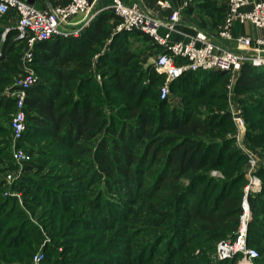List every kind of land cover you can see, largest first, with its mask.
I'll return each mask as SVG.
<instances>
[{
  "label": "trees",
  "instance_id": "16d2710c",
  "mask_svg": "<svg viewBox=\"0 0 264 264\" xmlns=\"http://www.w3.org/2000/svg\"><path fill=\"white\" fill-rule=\"evenodd\" d=\"M171 1L178 3L183 0ZM199 4L197 10L201 15V22H204L203 27L209 17L215 16V10L222 11V8H212L217 4L216 0H202ZM228 5L227 3L223 18L215 25L216 30L225 19ZM0 18L8 20L6 24L4 23L3 34L7 26H15L18 15L15 10H11L7 15H0ZM114 19L117 25L122 21L121 17L112 9L105 10L80 39L57 36L35 44L33 65L36 72L37 69L44 73L51 71L55 81L48 86L45 85V82L40 81L28 90L25 99L27 130L24 137L19 140L18 148L29 152L27 147L35 148L37 138H46L44 145L47 147L43 146L41 153L51 160H56V156L57 158H69L65 152L58 153L62 149L74 152V157L68 162L71 167L75 166L74 161H84L87 155H93L94 159L90 157V161H98L99 165L92 166L89 172L95 173V170H98L95 173L97 180L94 184L96 182L103 183L102 187L98 188V192L94 194H96V198L102 196L104 205L107 204L108 194L115 197L125 187L129 192L132 182L138 179L139 190L146 189V192L151 193L148 195L149 197L131 194L134 197L132 200L123 203L110 202L114 209L118 210L115 207L117 205L125 213L124 215L118 210L119 216L115 220L123 222V226H127L126 229L131 226L127 225V222L134 225L131 227H136L132 232L133 236H140L141 228L144 226L160 230L157 232L163 233L166 231L163 228V223L171 222L174 219L173 228L170 227V230L174 231L172 233L176 238L174 242L178 240L179 248L186 240L185 238H190L189 241L206 237L214 241L233 238L242 214L244 187L249 182L246 165L236 169L227 179L228 184L234 186L243 183V187L238 193L221 189L219 195L212 199L213 193H211L210 187L207 188L205 185V191L200 196L196 193L190 198V191L198 192L202 181H197L195 187L192 186L190 189L183 187L181 183L186 172L193 168L194 162L191 161H197L196 158L199 155H201L200 161L202 162L200 164L203 168L220 167L212 165L207 160V153L214 146L221 147V145L216 143L214 146L209 144L204 146L205 140H203L213 141L212 138L217 134L219 125L215 121L206 122L197 115L193 116L187 107L180 109L179 113L174 112L170 115L153 114L142 106V101L146 99L148 92L144 95L141 91L139 97H136L131 104L122 106L116 113L111 111L109 107L111 96L124 92L123 87L126 86L127 78V85H132L137 78L139 81L149 79L150 88H153L151 80L158 83L165 79L164 76L156 73L154 62L150 63L151 74L149 76L145 71L137 73L133 62L138 54L128 49L121 50L118 45H122L127 36L135 35L152 42L150 54L154 52L155 57L167 52L152 37L138 30L116 33L117 38L105 51V40L114 29ZM7 34L8 45L0 57V88L12 83L10 85L12 90H16L15 82L24 74V70L18 65L17 54L12 55L14 51L12 46L22 44L26 48L28 44L26 39L17 38L16 29H11ZM85 36L87 42L81 45ZM0 42L2 43V35H0ZM72 49L74 52L68 53ZM95 57L102 59L94 60ZM103 59L110 61V69L105 68ZM95 61H97V70L102 73V76L104 75L101 85L95 77ZM57 67L58 69H56ZM220 73L210 70L188 71L173 83L176 87L183 89V85L186 84H195V87L202 86L201 84L204 86L209 78L217 80L216 83L220 80L225 81L231 75L227 72L224 75H219ZM238 73L239 79L245 83L249 82L247 85L249 90L255 89V86L262 84V80H264V71L258 70L248 62ZM105 74H109V76ZM155 95L160 102L166 101L161 98L160 89ZM200 96L196 98L198 101L210 99L206 94ZM10 98L7 99L0 94V110H2L0 112V264H24L25 259H30L33 248V245L27 242L30 239H34L36 243L42 241L44 237L41 232L42 228L32 222L31 210L35 217L38 216L55 241V244H51L50 247L54 248H51L49 253L53 256L57 254L54 260H58L61 256L62 259H59L57 264H98L99 262L101 264H121L123 256L120 254L122 252L119 251L120 247H117L118 241L115 242L116 234L124 231L129 236L131 233L128 230L120 231L119 229L114 235V231H109L111 227L106 228V225H110L109 219L114 221V218L103 210L104 214L100 215L95 213V208L86 212H83L84 209L80 210L88 200L78 197L76 191L72 187H67V184L59 176L51 179L53 188L49 189L48 185L43 182V176L41 177L42 173L46 171V167H40L33 157L22 165L23 176L13 186L14 191L29 192L23 197L24 205L18 197L4 195L6 186L2 174L17 166L13 158V151L17 147L15 146L14 149L13 146L11 147L12 141L14 142L11 129L13 116L9 117L12 112H16L17 104L14 97ZM254 106H257L258 114L264 113L262 105L255 103ZM5 116L10 121L9 124L6 123L3 126ZM30 130L31 133H29ZM32 142L35 143L32 144ZM34 150L32 149V153H36ZM2 151L5 155L1 153ZM188 163H191L192 166ZM84 164L78 166L82 167ZM87 167L88 165H86ZM261 170L259 169L256 174L262 180V189L249 196L253 211V220L249 230V245L259 251V257L255 259L257 263L264 260V244L259 242V240H264V223L256 216L264 215V180ZM145 178L150 180L147 187H145ZM213 178L207 175H197L193 179L208 180L207 182H209ZM134 185L137 184L134 183ZM44 194L49 198L41 199ZM137 198L144 201L143 206L141 204L140 207L135 208ZM39 203H41L40 207ZM96 206L102 209V206H98V204ZM106 207L103 206L104 209ZM40 208H44V210L40 211ZM169 211L175 213H168ZM126 214L128 216L123 219ZM86 222H90L92 225H83ZM97 228L103 229L106 234H111V236L103 235L99 241L105 247V251H102L103 254L105 252L104 256L101 259L87 260L86 255H89L92 249L89 252L76 250L71 241L75 238L78 229L95 230ZM189 230L191 233H188ZM157 232H154L151 238L158 236ZM83 238L88 241V246L94 242V239L90 238V233H87V236ZM149 241L143 240L141 244L145 245ZM126 243L133 247L136 246L130 236L127 237ZM60 244H63L66 249L59 251ZM260 244L259 249L256 246ZM127 246L130 248V245ZM145 248L141 252L138 251L137 256L130 258L127 263L144 264L145 253L142 252L145 251ZM132 251L129 249L128 253ZM118 252L120 256L116 254ZM83 259V263H80ZM233 260V264H235L237 258ZM216 262L221 264L223 261Z\"/></svg>",
  "mask_w": 264,
  "mask_h": 264
},
{
  "label": "rangeland",
  "instance_id": "374dc122",
  "mask_svg": "<svg viewBox=\"0 0 264 264\" xmlns=\"http://www.w3.org/2000/svg\"><path fill=\"white\" fill-rule=\"evenodd\" d=\"M193 2L196 3V0H192ZM216 5L212 6L213 9L215 8H222V11L215 10L214 17H209L207 19V23H205V27H203L204 22H201L202 19L201 15H198V20L197 21H191L192 23L190 24L191 27H187L188 29H202V30H207L211 32V34H216V23L221 20L225 14L227 3L229 4L228 0H216ZM226 6L224 7V5ZM98 8V7H97ZM96 6L92 12L91 20L90 23L81 30L80 35L78 37H72V38H77L80 39L82 35L88 31L90 26L99 18L98 15H100L102 12L105 10L109 9H104V11L97 12L95 9H97ZM98 10V9H97ZM185 14V15H184ZM187 13H183L181 23L185 22L186 19L188 18ZM216 18V19H215ZM0 35H2V43L0 42V49L3 52L4 48L8 45L7 43V38L8 34L6 37L3 39V34H2V29L4 27V23L6 24L8 20L5 18H0ZM114 26L111 34L106 38L105 40V47L104 50L106 51L109 46L113 44L115 39L117 38L116 33L117 31V22L114 19ZM130 32V31H128ZM86 38V39H84ZM83 38V41H81V45H84L87 42V37L85 36ZM70 39V38H69ZM152 42L151 41H146L145 39L143 40L142 38L132 35V36H127L125 42L122 45H118L121 50L123 49H128L129 51L135 52L138 54V57L134 60V66L135 69H137V73H142L146 72L147 76H149L151 73L150 71V63L153 62L156 54L154 52H151L150 54V48H151ZM13 51V56L17 54L18 57V65L21 67V69H26V70H32L34 73L38 76L39 78V83L40 81L45 82V85H49L54 79V75H52L50 72H43L39 69L34 68V53L32 55V59L28 60L27 59V53L29 51V47L23 46L22 44L14 45L12 46ZM74 50H69L68 53H72ZM154 54V55H153ZM97 57V56H96ZM94 58L95 59H102V58ZM105 68L111 67L110 61L107 59H103ZM95 64L97 61L94 62ZM258 70L264 71V64L261 66H255ZM58 69V67L56 68ZM97 64L95 68V77L97 81L100 83V85L103 83V76L102 73L97 70ZM106 70V69H105ZM94 73V70H93ZM109 76V74H105ZM219 75H224V72H221ZM38 76V77H39ZM101 76V77H100ZM19 77V76H18ZM214 78H209V80L206 82V84L203 86H197L195 87V84L189 85H183V89H180V87H176L175 84L172 82H169V93L167 94L166 97H162V99H166L165 102H160L159 98L155 93L160 89L161 92V87L167 83L166 79L160 80L158 83L154 82L151 80V83L153 84V88H150V84L148 83V80H140L139 78L135 79L133 81V84H128V78L125 80L126 86L123 87L124 92L120 94H112L111 96V103L109 105L110 109L112 112L116 113L122 106L124 105H129L131 104L136 97H139L140 91L141 93L143 92L144 95L148 92L147 97L144 101H142V106L146 107L151 113H156V114H172V113H179L181 110L180 109H185L187 107L189 109V113L194 115L199 116L201 119L205 120L206 122H216L217 125V134L213 136L212 140L209 141L208 139H203L205 140V145L207 146L208 144L210 146L216 145V143L220 144L221 147L214 146L213 149H210L207 153V160L212 163V165L220 166L219 168H211V167H206L203 168L202 165L200 164V159L201 155H199L196 160L197 161H191L194 162L193 166L191 163L190 164L193 168H190L183 177L181 183L183 184V187H195L197 184V181H202V186L198 192H195L193 190L190 191V198L197 193L198 196H200L204 191V186L210 187L212 195V199L215 198V196L219 195L220 190H225V191H232V193H238L242 187L243 183L239 185H231L228 184L227 179L230 178L233 174V172L236 171V169H239V167L246 165L247 168V176L248 179L250 178L249 176V169L251 168L250 164L253 159V161H257L256 167L257 171L259 169H262V174H263V180H264V134L262 132L264 131V113L258 114L257 112V106H254L255 103L262 105L261 107H264V80H262V84H257L255 89L249 90L247 85L248 83H245L243 80L239 79V73H235V75H230L228 76L227 80H220L218 83L216 81L212 80ZM210 80H212L210 82ZM17 81V80H16ZM214 81V82H213ZM12 83L6 84L4 87L0 88V94L1 96L4 95L7 97V99H11L10 97H14V90H12L11 86ZM259 85V86H258ZM137 88V89H136ZM136 89V90H135ZM208 95L210 99L207 100H202L198 101L196 98L200 95ZM131 97V98H129ZM201 97V96H200ZM15 98V97H14ZM130 99V100H129ZM254 103V104H253ZM2 110H0L1 112ZM14 112L10 114L9 117H12ZM240 115L241 118H243L245 127L240 128L235 120V116ZM9 118L7 119V116L4 117L3 119V126L6 125V123L9 124ZM12 129V127H11ZM13 132V130H12ZM31 133V130L30 132ZM14 136V133H13ZM28 136V134H27ZM46 138L39 137L36 139V144L35 148H28V151H25L27 155H29L28 160L24 161H18L14 158V151H13V158L15 160V165L16 168H12L7 170L4 174H2L3 178H5V186H6V191L4 192V195H13L19 198V200L23 203V197L25 194L29 192H25L23 190H13V186L17 184V182L22 178L23 176V164L26 161H29L32 159V157L35 159L36 163L40 167H46V171L42 173L41 177L43 178V182L48 185V188L50 189L51 187L53 188V182L51 179H54L55 176H59L61 180L64 181V183L67 184V187H72L76 191V195L81 198H86L88 202L84 204V206L81 209H84L83 212L88 211L91 208H95V213L97 214H108L110 217L114 218V221L109 219V224L106 225V228H110L109 231H120L123 230H128L129 236L132 238V242L135 247H133L131 244H127V236L126 233L123 231L121 233H117L115 242L118 241L117 247H120L119 251H122L120 254L123 256L122 257V263L121 264H136L135 262H130L127 263V261L130 258H135L137 256L138 251L141 252L143 248H145V251L142 253H145V262L144 264H220V262L216 261H223L221 264H233V259L237 258L235 261V264H240L242 255H235L233 257H224L221 258V255L219 253V244L222 240H227V239H232L226 238V239H220V240H210L209 237L206 238H197L193 241H189L188 239L190 238H185L186 240L184 243H182L181 248L178 247V240L174 242L175 236L172 234L174 231L170 230V227L173 228V222L174 219L171 222L165 221L163 223V228H165V232H157L160 230H155L154 228H148L147 226H144V228H141L142 230L140 231V236H133L132 232H134V229L136 227H131L134 226L130 222H127V225H131L129 229H126L127 226H123V222L115 220L116 217H118V210L125 215L124 212L118 207L117 205L115 206L118 210L114 209L111 205L110 202L113 201L115 203H123L128 200H132L134 197L132 196L133 194L137 195H145L149 197L148 195H151L150 192H146V189L139 190L138 183L139 180H132V187L129 189V192L126 190V187L121 189L118 192V195L115 197H111L108 194V201L107 204L104 205V201L102 196L96 198V192H98V188L102 187L101 184L103 182H94L97 180L96 177V171L95 173L89 172L92 166H98L99 162L98 161H90L91 159H94L93 155H87L86 158H84V161H74L75 166L71 167L69 166L68 162L74 157V152H71L66 149H62L58 151V153L65 152L67 153L69 158H63V157H58L56 156V160H51L49 157L45 156L42 154V147L44 145ZM14 142L12 141L11 147L16 146L19 141L15 140V137L13 138ZM21 140V139H20ZM35 143V142H34ZM32 142V144H34ZM25 145V143H23ZM86 148L89 146H85ZM84 147V148H85ZM206 148V147H205ZM16 149V148H15ZM14 149V150H15ZM32 149H35L34 151L36 153H32ZM51 149V148H49ZM3 155L4 152H1ZM5 157V156H1ZM49 160V161H48ZM85 163L84 166L80 167L78 165ZM86 165L88 167L86 168ZM256 171V172H257ZM197 175H207L210 177H214L213 180H196L193 179ZM257 175V174H256ZM259 177V176H258ZM260 178V177H259ZM146 179V178H145ZM261 180V179H260ZM150 182L149 179L145 180V187H147V184ZM262 182V180H261ZM136 183L137 185H134ZM207 183V184H206ZM220 184V185H219ZM222 184V187H221ZM64 185V184H63ZM66 187V188H67ZM246 187V185H245ZM244 187V190H245ZM51 188V189H52ZM124 191H127L126 193ZM261 191V190H260ZM33 192V190H32ZM31 193V192H30ZM258 193V192H257ZM132 194V195H131ZM163 194V193H162ZM95 195V196H94ZM136 195V196H137ZM49 196H46L45 194L41 196V199H48ZM42 200V201H43ZM262 200V199H261ZM260 200V201H261ZM143 201L142 199H136L135 200V208L140 207L142 204L143 206ZM21 203V204H22ZM102 206V209L96 206ZM24 205V203H23ZM38 206H41V203L38 204ZM103 206H107L105 209ZM40 211H43L44 208H40ZM103 210V212H102ZM106 210V211H105ZM30 213L33 216L32 222L34 224H37L41 229V232L43 233L44 237L40 243H36L34 239H30L27 243H30V245H33L32 251H31V256L32 260H27L25 259L24 264H57L59 259H62L61 256L59 257L58 260H54L55 256L53 254L49 253V250H52L50 247L51 244H55L54 239L52 238L51 235L47 232V229L45 226L42 224V222L39 220L38 216H34V212L31 210ZM41 213V212H40ZM39 213V214H40ZM168 213H175L169 211ZM173 215V214H172ZM128 216L123 218L125 219ZM258 219L264 223V215H256ZM171 217V216H170ZM91 220H95L94 218H89ZM253 220V211L251 215V219L248 225V229L250 230V225ZM32 224V225H34ZM83 225H92L90 222H86ZM94 225V224H93ZM146 227V228H145ZM239 227V226H238ZM105 228V229H106ZM81 229V228H80ZM78 229L77 232L75 233L76 236L75 238L71 241L74 243V247L76 250L79 251H86L89 252L90 249L91 252L89 255H86L87 260H94V259H101L104 254L103 250L105 247L99 243L100 239L102 238L103 235H110L111 234H106L103 229H95V230H80ZM144 229V231H143ZM238 228L235 231V234L237 232ZM86 231L88 234L90 233V238L94 239V242L91 243L90 246H88V241H86L83 237L87 236V233L83 232ZM96 231V232H94ZM136 232V231H135ZM154 232L159 233L158 236L151 238ZM161 233V234H160ZM166 233V234H165ZM188 233H191V230H189ZM232 235V234H231ZM145 236V237H144ZM114 237V236H113ZM163 237H166L163 239ZM119 238V239H118ZM96 239V240H95ZM152 239V240H150ZM163 239V240H162ZM149 241L145 245L141 244L142 241ZM60 242V241H59ZM98 242V243H97ZM186 242V243H185ZM261 244H264V240H259ZM260 245H257L260 249ZM59 246V251H62L66 249V247L63 244H60ZM130 245V248L127 246ZM150 245V246H149ZM149 246V248H148ZM95 247V248H92ZM253 247V246H252ZM49 248V249H48ZM255 248V247H254ZM48 249V250H47ZM129 249L133 250L132 252H129ZM256 249V248H255ZM71 251V250H70ZM94 251H97L94 253ZM105 251V250H104ZM258 251V249H257ZM117 252V251H116ZM259 253V251H258ZM68 254V253H67ZM66 254V255H67ZM120 256L119 252L116 253ZM128 254V255H127ZM33 255V256H32ZM39 255V258L37 259V256ZM93 255V256H92ZM127 255V256H124ZM117 256V255H115ZM64 257V256H62ZM259 257V256H258ZM257 257V258H258ZM256 258V259H257ZM127 259V260H126ZM86 260V261H87ZM263 260V259H262ZM259 263L254 262V264H264V260ZM84 259L80 261V263H83ZM124 261V262H123ZM87 264V263H86ZM91 264V263H90ZM98 264H101L100 262Z\"/></svg>",
  "mask_w": 264,
  "mask_h": 264
},
{
  "label": "built area",
  "instance_id": "2783aa9c",
  "mask_svg": "<svg viewBox=\"0 0 264 264\" xmlns=\"http://www.w3.org/2000/svg\"><path fill=\"white\" fill-rule=\"evenodd\" d=\"M163 7H171L169 1L158 0ZM194 5L192 0H184L180 8L172 11L166 19H161L144 11L137 3L128 5L123 0H112L111 9L122 19L117 26V31L138 30L162 46L167 52L162 53L154 60L155 71L165 77L167 83L161 87V96L169 93V82L175 81L185 72L197 70H210L227 72L231 75L238 73L245 63L253 66L264 64V0H229L225 19L218 26V37L223 40L233 41L236 46L230 47L221 44L217 37L209 36L199 31L196 35H190L187 42L174 41L173 35L185 34L179 30L182 9ZM95 1L70 0L65 5L54 8H36L22 0H0V15H7L15 10L18 20L15 26H7L3 39L11 29H16L18 39H26L29 51L27 59L31 60L34 46L38 42L53 39L57 36L63 38L78 37L91 20ZM77 15L83 18L78 22L73 21ZM91 15V16H89ZM251 24L261 34L253 37L246 33H237L236 24ZM72 28V25H78ZM162 30L165 32L163 33ZM3 52L0 49V57ZM39 83V77L32 70L24 69V74L15 82L14 90L17 110L11 120V127L16 141L22 139L27 130V113L25 99L28 90ZM240 128L245 127L243 118L235 116ZM14 158L18 161L29 159V155L21 149L14 150ZM257 161H251L249 169V182L244 190L242 200V214L239 227L232 239L222 240L219 244L221 258L242 255L240 264H254L259 256L257 249L249 245L248 225L252 215L249 200L251 193H257L262 189V182L256 175ZM39 255L37 256V259ZM38 264V263H36Z\"/></svg>",
  "mask_w": 264,
  "mask_h": 264
},
{
  "label": "crops",
  "instance_id": "0c3cea01",
  "mask_svg": "<svg viewBox=\"0 0 264 264\" xmlns=\"http://www.w3.org/2000/svg\"><path fill=\"white\" fill-rule=\"evenodd\" d=\"M22 1L34 6L36 8H39V9L54 8L56 6L65 5L69 2V0H22ZM91 1H95V6H96V8L98 7L97 8L98 10L95 9L97 12V15H98V12L104 11V9H111L110 7L112 4V0H91ZM123 1L128 5H132V4L137 3L147 13L153 14L154 16L159 17L161 19H166L170 16V14L172 13V11L174 9L180 8L182 6L184 0L182 2H178V3H174L171 0H161V1H169L171 3V7H169V8L163 7L162 5H160L158 0H123ZM201 1L202 0H197V2L196 3L194 2V5H192L191 7L182 9L181 19H182L183 13H187L189 16L184 23L183 22L181 23V20H180L179 25H178L179 30L182 31L185 34V36L182 34H176L175 33L173 35L174 41L184 40V38H185L184 41L187 42L190 35H196L197 32L202 31L209 36L217 37L218 41L221 44H224V45H227L230 47H235L236 44L233 41L223 40L220 37H218V32H217L218 27L216 30V34H214V35L211 34V32H209L207 30H202V29L191 30V29L187 28V27H191V25H190L192 23L191 21H197L198 20V18H199L198 15H200V14H199V10H197V7L200 5L199 3ZM82 18H83L82 16L77 15L73 18V21L78 22ZM79 25L80 24L72 25L71 27L74 28V27H77ZM235 31L237 33L250 34L253 37H257L261 34V31H259L257 28H255L251 24L241 25V24L237 23L236 27H235ZM162 32L164 33L165 31L162 30ZM155 58H154V60H155ZM154 60H153V62H154Z\"/></svg>",
  "mask_w": 264,
  "mask_h": 264
}]
</instances>
